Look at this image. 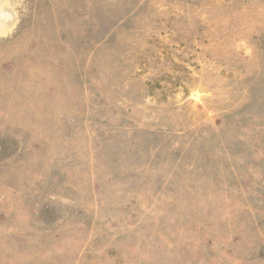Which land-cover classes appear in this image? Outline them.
I'll return each mask as SVG.
<instances>
[{"label":"rangeland","instance_id":"obj_1","mask_svg":"<svg viewBox=\"0 0 264 264\" xmlns=\"http://www.w3.org/2000/svg\"><path fill=\"white\" fill-rule=\"evenodd\" d=\"M0 264H264V0H0Z\"/></svg>","mask_w":264,"mask_h":264}]
</instances>
